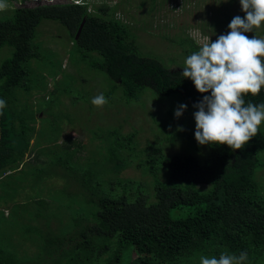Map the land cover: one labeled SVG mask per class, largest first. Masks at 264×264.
Listing matches in <instances>:
<instances>
[{
    "label": "trees",
    "instance_id": "obj_1",
    "mask_svg": "<svg viewBox=\"0 0 264 264\" xmlns=\"http://www.w3.org/2000/svg\"><path fill=\"white\" fill-rule=\"evenodd\" d=\"M19 1L0 11V47H10L9 55L0 59V99L6 102L0 109V205L18 192L16 184L29 176L30 180L39 181L40 173L46 171L41 167L23 172L24 155L31 154L33 161L43 164L51 163L48 158H40L48 153L38 149L45 139H39L40 131L34 129L36 112L26 107L23 98L16 99L14 92L15 88L27 90L31 84L27 60L39 56L37 42L32 39L41 19L63 25L78 58L110 77L107 95L118 89L123 101L139 100L144 89L149 88L159 95L177 92L195 103L210 95L197 92L193 82L182 77L183 67H166L153 57L140 55L135 34L112 13L115 2L109 5L102 0L88 7L86 0L34 5ZM185 42L188 49H200L188 37ZM243 98L246 103L264 104V87L258 95ZM113 133L114 147L109 148L104 161H92L86 167L72 159L76 146L66 142L61 148L56 142L59 134L47 136V142L57 144L52 145L54 150H66L65 162L52 164L60 166L65 185L71 189H67L68 196L74 190L73 196L81 195L83 201L72 199L75 207L67 204L71 208L70 222L52 212L42 215L39 203L46 201L39 197L32 207L31 198L25 196L21 202L11 204L6 214L0 208V230H4L0 234H6L9 242L0 240V264H200L201 256L241 252L247 253L243 264H264V192L263 184L254 177L259 165L257 154L264 150V134L259 126L257 135L243 149L206 145L202 158L193 153L166 154L161 147L150 145L153 153L146 155L151 159L146 167L154 177L148 182L150 191L144 186L145 190L137 187L135 192L129 188V193L126 186L141 184L138 180L128 183L118 179L113 186H122L121 191L111 192V186L100 184L98 178L101 170L108 169L107 163L116 164L115 147L130 149L135 130ZM158 165L166 166L164 179L154 175ZM15 170L23 173L13 177ZM53 173L57 175V171ZM70 181L75 184H68ZM180 207L185 208L184 213L171 214L172 208ZM13 208L20 209L24 231L12 230ZM53 218L59 226H50ZM26 230L27 235L32 233L33 238L29 239L36 242V249L31 254H18V240L14 242L13 238ZM27 235L23 237L28 238ZM135 243H141L145 253L130 256Z\"/></svg>",
    "mask_w": 264,
    "mask_h": 264
},
{
    "label": "rangeland",
    "instance_id": "obj_2",
    "mask_svg": "<svg viewBox=\"0 0 264 264\" xmlns=\"http://www.w3.org/2000/svg\"><path fill=\"white\" fill-rule=\"evenodd\" d=\"M65 1L70 0L21 2L24 5H34L38 2ZM86 1L88 7H91V3L100 4L102 0ZM106 1L109 5L114 2L117 4L112 13L126 22L127 27L135 34L139 54L153 57L166 67H184L186 58L196 52L188 49L186 37L200 48L208 38L210 42H214L219 35H226L229 32L228 25L235 16L242 18L245 16V13L241 11L239 0ZM6 2L12 6L20 1L6 0ZM66 31L67 29L55 20L44 18L40 20L35 37L32 39L33 42H37L39 56L27 60L31 84L27 90L14 89L16 99L23 98L26 101V107L36 112L34 129L40 131L39 139H45L38 145V149L48 153L40 158L43 160L48 158L51 163L43 164L40 160L33 161V155L25 153L23 172L29 173L43 167L48 173H40L39 181L34 182L29 176L30 178L27 177L26 180L16 184L18 192L15 191L6 204L0 205L4 214L9 212L11 204L21 202L25 196L31 198L30 207L37 205L34 200L39 197L46 201V204L43 201L39 203L38 211L42 215L52 212L58 214L60 219L71 221V208L67 204L70 203L75 207L76 203H73L72 199L82 202L83 198L81 195L73 196L74 190L71 191L70 197L68 196L67 189L70 188L66 187V180L59 172L61 168L58 164H52V161H57L59 164L65 162L66 150L61 148L66 142L72 147L76 146L72 159L75 158L80 166L86 167L92 161L95 164L104 161V155L109 153L110 147H114L112 142L114 131L126 134L135 130L130 149L115 147L113 151L115 155H118L114 161L116 164L107 163L108 169L101 170L99 173L100 184L106 187L111 186V192L121 191L122 186H113L118 179L128 183L138 180L141 183H127L126 192L128 193L129 188L135 192L137 187L141 190L147 187L150 191L148 182L153 171L146 167L147 160H151L146 155L153 153L150 145L161 147L162 153L181 155L193 153L199 158H202L207 151L206 145H199L194 137L193 114L198 109L193 106L198 103L184 98L177 92L159 95L149 88L144 89L138 101L133 99L123 101L119 98L118 89L111 95H107L106 92L110 91L112 80L103 70L92 68L78 58L77 53L73 52ZM245 35L249 38L256 36L264 39V22L260 28H254L253 32L245 33ZM9 53V46L0 47V59ZM53 70H56L55 74ZM101 93L108 102L97 107L91 101ZM181 104L187 107L182 115L176 118L174 112ZM178 128L183 130L178 131ZM259 128L264 134V121ZM56 134H59L56 142H60L61 148L54 150L52 145L57 144L52 141L47 142V136ZM51 149L52 151L49 152ZM257 157L259 165L255 168L254 177L263 184L264 192V150L259 151ZM64 165L66 166V163ZM54 170L57 171V175L51 174ZM165 171L166 166L158 165V172L154 175L164 179L167 175ZM13 172V177L23 173L20 170ZM70 182L68 184H75L73 181ZM152 192L151 184V194ZM13 210L12 230H21L25 220L20 216V209L13 208ZM184 211V207L172 208L171 214H182ZM58 224L60 225L56 218H53L50 226L57 227ZM22 230L24 231V228ZM2 231L4 230H0ZM27 233L29 230H26L24 234L27 235ZM24 234L13 238V241L18 240V254L24 252L31 254L36 249V242L29 239L33 238L32 233L27 235L28 238H24ZM5 237L6 234H0V240L3 239L5 244L9 243ZM142 253H145V247L141 243H135L130 250V256Z\"/></svg>",
    "mask_w": 264,
    "mask_h": 264
},
{
    "label": "clouds",
    "instance_id": "obj_3",
    "mask_svg": "<svg viewBox=\"0 0 264 264\" xmlns=\"http://www.w3.org/2000/svg\"><path fill=\"white\" fill-rule=\"evenodd\" d=\"M239 3L245 16H235L226 35H219L214 42L208 38L186 58L181 73L193 82L197 92L210 93L193 106L198 109L193 114L195 140L199 145H226L233 151L243 149L264 121V104L246 103L243 98L258 95L264 87V39L245 35L264 22V0ZM7 8L6 0H0V11ZM91 102L101 107L108 101L101 93ZM5 106L0 99V109ZM186 107L179 105L174 116L179 118ZM246 259V252L221 253L219 257L201 256L200 264H243Z\"/></svg>",
    "mask_w": 264,
    "mask_h": 264
},
{
    "label": "water",
    "instance_id": "obj_4",
    "mask_svg": "<svg viewBox=\"0 0 264 264\" xmlns=\"http://www.w3.org/2000/svg\"><path fill=\"white\" fill-rule=\"evenodd\" d=\"M82 21H83V19L80 21L79 25L77 26V29H76V31H75V37H76V36L78 35V33H79V30H80L81 25H82Z\"/></svg>",
    "mask_w": 264,
    "mask_h": 264
}]
</instances>
